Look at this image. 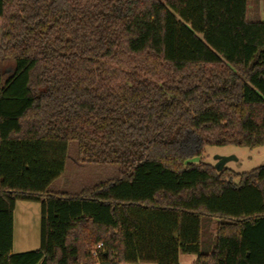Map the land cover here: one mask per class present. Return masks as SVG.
Segmentation results:
<instances>
[{
  "label": "trees",
  "instance_id": "obj_1",
  "mask_svg": "<svg viewBox=\"0 0 264 264\" xmlns=\"http://www.w3.org/2000/svg\"><path fill=\"white\" fill-rule=\"evenodd\" d=\"M251 1L0 0V264H264V166L193 162L264 147ZM72 147L116 175L51 191ZM18 202L38 250L14 252Z\"/></svg>",
  "mask_w": 264,
  "mask_h": 264
},
{
  "label": "rangeland",
  "instance_id": "obj_2",
  "mask_svg": "<svg viewBox=\"0 0 264 264\" xmlns=\"http://www.w3.org/2000/svg\"><path fill=\"white\" fill-rule=\"evenodd\" d=\"M250 21L264 20V0H253L249 6ZM235 157L237 161L228 163L224 170L233 183L238 184L243 174L264 166V147L249 150L238 147H208L202 158L194 159L198 164L203 162L215 168V157ZM223 170V171H224ZM116 175L114 170L101 166L84 165L78 160L74 147L70 149L66 172L54 182L51 191L78 194L83 188L110 179ZM14 252L26 253L40 249L42 238V205L34 202H18L15 209ZM192 258V259H191ZM186 259L195 260L194 256L182 257L181 264H189Z\"/></svg>",
  "mask_w": 264,
  "mask_h": 264
},
{
  "label": "water",
  "instance_id": "obj_3",
  "mask_svg": "<svg viewBox=\"0 0 264 264\" xmlns=\"http://www.w3.org/2000/svg\"><path fill=\"white\" fill-rule=\"evenodd\" d=\"M215 161H216L215 169L218 173H221L228 163H230L232 161H237V159L235 157L217 156V157H215Z\"/></svg>",
  "mask_w": 264,
  "mask_h": 264
},
{
  "label": "crops",
  "instance_id": "obj_4",
  "mask_svg": "<svg viewBox=\"0 0 264 264\" xmlns=\"http://www.w3.org/2000/svg\"><path fill=\"white\" fill-rule=\"evenodd\" d=\"M182 257H184V256H182ZM182 257H181V260H182ZM195 260H196V258H195ZM195 260L186 259V261H189V264H193Z\"/></svg>",
  "mask_w": 264,
  "mask_h": 264
},
{
  "label": "built area",
  "instance_id": "obj_5",
  "mask_svg": "<svg viewBox=\"0 0 264 264\" xmlns=\"http://www.w3.org/2000/svg\"><path fill=\"white\" fill-rule=\"evenodd\" d=\"M101 248V245L100 246H98V249H100Z\"/></svg>",
  "mask_w": 264,
  "mask_h": 264
}]
</instances>
